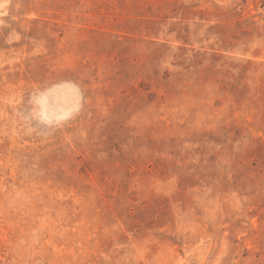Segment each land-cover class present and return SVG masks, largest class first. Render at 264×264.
<instances>
[{"label": "rangeland", "instance_id": "obj_1", "mask_svg": "<svg viewBox=\"0 0 264 264\" xmlns=\"http://www.w3.org/2000/svg\"><path fill=\"white\" fill-rule=\"evenodd\" d=\"M0 264H264V0H0Z\"/></svg>", "mask_w": 264, "mask_h": 264}]
</instances>
